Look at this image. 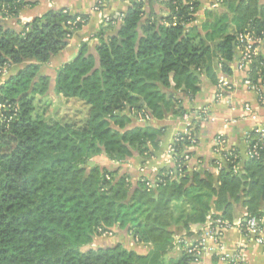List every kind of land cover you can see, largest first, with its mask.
I'll use <instances>...</instances> for the list:
<instances>
[{
	"label": "trees",
	"instance_id": "trees-1",
	"mask_svg": "<svg viewBox=\"0 0 264 264\" xmlns=\"http://www.w3.org/2000/svg\"><path fill=\"white\" fill-rule=\"evenodd\" d=\"M39 1L0 0V17L18 22L19 13ZM217 1L234 5L240 27L232 35L214 31L213 38H222L211 50L185 29L198 0H163L162 17L129 0L120 21L102 24L95 43L81 42L76 56L56 70L52 92L40 67L66 48L88 15L60 8L18 31L0 25V264H194L184 250L167 257L174 225L188 231L209 218L231 223L236 207L244 217L264 219V150L247 160L240 150L226 149L209 169H191L189 147L197 142L199 122L174 144L172 167L134 184L126 168L159 149L166 115L190 111L184 112L176 92L196 96L201 70L213 80L214 55L230 77L236 35L264 39V0ZM77 17L86 23L68 25ZM255 45L247 72L253 80L255 66L264 63V42ZM48 92L81 103L86 112L67 123L38 117L34 101ZM138 112L150 121L137 122ZM248 136L257 139L254 132ZM113 231L124 232L133 245L112 240L91 247Z\"/></svg>",
	"mask_w": 264,
	"mask_h": 264
},
{
	"label": "crops",
	"instance_id": "crops-1",
	"mask_svg": "<svg viewBox=\"0 0 264 264\" xmlns=\"http://www.w3.org/2000/svg\"><path fill=\"white\" fill-rule=\"evenodd\" d=\"M129 1V0H127ZM125 0H106L104 13L116 17L124 10ZM199 8L191 23L186 25L185 29L192 36L200 41H203L211 50L219 43L222 35L213 38L211 35L214 31H224L223 35H232L237 32L240 27V22L233 14L234 5L219 4L216 9L208 7L207 0H198ZM96 0H41L36 6L29 7L19 13L17 20L11 19L9 24L0 25L10 27L15 30H21L22 26L31 22L34 17L41 16L49 10L66 8L71 14L88 15V21L81 30L77 31L69 40L66 48L58 55L53 57L47 64L40 67V73L49 77L51 85L50 91H53V80L56 70L64 63L72 60L77 52L81 42L87 43L89 46L96 41L95 34L99 30L101 23V15L95 12L94 6ZM151 10L158 16L162 17L167 14V10L163 4V0H148L145 7V12L148 15ZM211 70L214 73L213 80L205 76L204 71H200V89L196 96H187L181 91L176 94L180 99L184 112L199 108L209 107L211 117L205 122H200V128L197 130V142L191 148L194 153L193 160L190 166L197 170L209 169L211 161L216 158L212 151L213 139L218 134H223L226 140L228 149L240 150L241 155L245 150V134L255 124L264 126V106H262L257 98V94L248 90L242 85L244 72L238 71L235 63H233V71L229 80L233 85L232 91L228 93L227 105L217 104L215 99L216 82L219 76V60L218 56L214 55L211 61ZM264 95V89L262 90ZM53 94V93H52ZM244 105H249L251 110L257 114V121L253 122L245 117L243 112ZM212 118V119H211ZM162 126L166 129L165 133L160 138L159 149L149 156L143 158H135L127 165V169L131 172V182L134 184L137 178L146 177L152 179L157 171L163 167H172L173 162L167 154V149L173 137L183 131L184 125L181 117H173L168 114L161 121ZM101 160V159H100ZM94 161V160H93ZM243 215L240 207H236V213L233 222L239 221ZM201 225H189L188 231L180 224L172 227L174 233L173 249L167 257L177 258L179 252L183 250L186 239L194 238L195 233L199 231ZM100 238V237H99ZM101 243H107L112 240H118L121 243H127L128 246L133 245L130 237L124 232L114 231L110 237H102ZM222 246L228 252H241L243 264H264V249L261 247L250 245L245 241L240 232L236 229H231L222 237ZM145 249V247H138ZM211 258H205L202 264H209ZM216 264H224L217 262Z\"/></svg>",
	"mask_w": 264,
	"mask_h": 264
},
{
	"label": "built area",
	"instance_id": "built-area-1",
	"mask_svg": "<svg viewBox=\"0 0 264 264\" xmlns=\"http://www.w3.org/2000/svg\"><path fill=\"white\" fill-rule=\"evenodd\" d=\"M127 1V0H125ZM144 4L148 0H138ZM128 2V1H127ZM191 3V2H190ZM208 7L211 9H216L220 4L217 0H207ZM106 6V0H96L94 6V11L101 15V23L104 25L115 24V20H121L123 17V11L120 12L116 17L111 15H106L104 13V8ZM86 22L77 17L75 21L68 22V25L75 27L77 24L84 25ZM237 46L235 49V65L238 71L244 72V77L242 85L248 90L253 91L257 94L259 103L264 106V95L262 90L264 89V75L260 73L261 69H264V63H258L255 66V71L257 73V78L255 80L250 79L247 76V72L250 66L253 64V57L256 54L255 44H262L264 39L260 40L254 37L252 33L242 32L236 35ZM264 59V56H263ZM219 60V58H218ZM219 76L216 82V94L215 99L217 104L227 105V96L233 89L229 78L225 76L221 71V65L219 60ZM243 112H245V117L249 120L256 122L257 114H255L249 105H244ZM181 121L184 125V129L181 134L177 133L171 143L168 146L167 154L172 160V155L174 154V144L182 141L180 135H186L188 130H190L193 122H205L211 117V110L209 107H199L194 108L183 113L181 116ZM136 120L139 123H147L150 121V116L147 113L138 112L136 114ZM212 119V118H211ZM254 132L257 134L256 140H250L248 134ZM189 135V134H188ZM188 139H191V143H195L193 138L189 135ZM193 146L189 147L191 150ZM228 150L226 145V140L223 134H218L213 139L212 151L216 158H220L221 152L223 150ZM264 150V126L260 124H255L248 132L245 134V150L242 154L243 159H258L261 152ZM184 161L188 162V156L184 157ZM180 167V166H178ZM191 169H196L188 165ZM240 170L238 167L234 168V172ZM147 186L150 183L147 182ZM236 229L243 236L245 241L250 245L261 247L264 249V219H256L254 217H244L242 215L239 221L227 222L221 219H207V221L201 225L199 231L194 233V238L186 239L184 243L183 250L186 251L190 256L193 257L194 264H201L205 258H216L218 262L230 263V264H242V254L241 252H228L222 246V237L225 232ZM111 232H105L102 237H110Z\"/></svg>",
	"mask_w": 264,
	"mask_h": 264
},
{
	"label": "rangeland",
	"instance_id": "rangeland-1",
	"mask_svg": "<svg viewBox=\"0 0 264 264\" xmlns=\"http://www.w3.org/2000/svg\"><path fill=\"white\" fill-rule=\"evenodd\" d=\"M10 20L11 19L0 17V23H3L4 25L7 24L10 25L9 24ZM34 106H35L34 113L38 117H41L46 120L49 119L56 120L60 123L71 122L74 117V114L77 111L86 112V107L83 106L81 103H76L72 100L60 101L57 98H55V96L51 92H48L44 97L41 98L37 97L34 101ZM93 162H94L93 160H90V162H88L87 165L91 166ZM102 240L105 239L101 237L95 238L93 245L91 247L93 248L102 245L103 244L101 243Z\"/></svg>",
	"mask_w": 264,
	"mask_h": 264
}]
</instances>
